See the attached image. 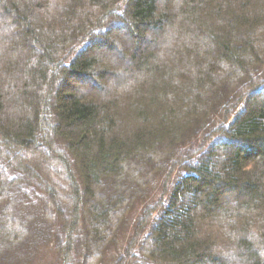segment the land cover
Segmentation results:
<instances>
[{
    "label": "trees",
    "instance_id": "obj_1",
    "mask_svg": "<svg viewBox=\"0 0 264 264\" xmlns=\"http://www.w3.org/2000/svg\"><path fill=\"white\" fill-rule=\"evenodd\" d=\"M0 264H264V0H0Z\"/></svg>",
    "mask_w": 264,
    "mask_h": 264
},
{
    "label": "rangeland",
    "instance_id": "obj_2",
    "mask_svg": "<svg viewBox=\"0 0 264 264\" xmlns=\"http://www.w3.org/2000/svg\"><path fill=\"white\" fill-rule=\"evenodd\" d=\"M124 31H122V32H126V30L125 29H123ZM223 70H225L226 69V66L225 67H223L222 68ZM52 72H53V69L51 70ZM89 78H85L84 80H83V82H72V84H73V86H78V87H87V85H92L93 83L90 81V80H88ZM139 83H140V81L139 80H137L136 81V84L137 85H139ZM94 88H97V85L96 86H94ZM139 88V87H138ZM138 88H137V90H138ZM137 90L135 91V92H137ZM149 97V96H148ZM145 105H147V106H150L149 105V103H148V101H146L145 103H144ZM45 150V149H44ZM44 153H45V155H47V156H49V153H47V149L44 151ZM56 167H54V169H55ZM65 185V183H62V182H60V186H64ZM119 243L121 244L122 242H121V240H119Z\"/></svg>",
    "mask_w": 264,
    "mask_h": 264
}]
</instances>
